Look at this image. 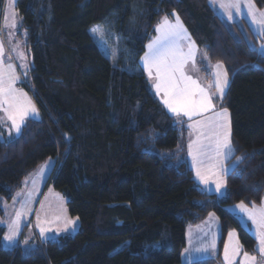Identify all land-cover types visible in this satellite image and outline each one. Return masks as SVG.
<instances>
[{
  "label": "trees",
  "instance_id": "16d2710c",
  "mask_svg": "<svg viewBox=\"0 0 264 264\" xmlns=\"http://www.w3.org/2000/svg\"><path fill=\"white\" fill-rule=\"evenodd\" d=\"M254 2L264 7V0ZM16 6L41 117L27 120L19 136L0 138V216L1 199L52 158L47 185L67 198L80 227L31 247H8L0 224V264H183L187 227L210 213L221 218L223 235L235 228L244 248L256 252V238L227 209L264 196V55L248 23L225 21L210 0H17ZM172 13L201 56L223 62L231 78L223 104L232 114L238 163L222 197L197 182L189 128L165 109L140 63ZM95 26L103 36L91 31Z\"/></svg>",
  "mask_w": 264,
  "mask_h": 264
},
{
  "label": "snow or ice",
  "instance_id": "6c2138e0",
  "mask_svg": "<svg viewBox=\"0 0 264 264\" xmlns=\"http://www.w3.org/2000/svg\"><path fill=\"white\" fill-rule=\"evenodd\" d=\"M13 6L14 0H8L9 11L13 9ZM219 7L227 11V16L230 20L234 19L237 14L243 15L246 7L248 15L253 21V26L257 29V34L264 35V12H260L257 16L254 13L255 6L252 0H246V3L245 0H226V2H221ZM15 15L12 12L13 27L16 26ZM7 19L8 16L6 14L5 20ZM91 31L94 34L104 35L100 26L93 27ZM158 31L160 34L147 45L148 51L141 58L143 68L147 72L149 80L152 81L157 94H162V104L168 112L178 118L179 122H182L184 117L191 121L187 127L195 131L196 138L190 140L188 153L192 157L194 166H196V177L208 187L209 191H212V187L209 185V175L216 176L214 189L215 192L222 195V189L226 183L222 174L229 171L228 168L224 167V160L227 159L234 149L229 138L230 122L228 111L227 109L214 111L213 97L222 99L225 89L229 85L228 73L223 69L221 63H217V71L213 74L217 91L216 93H210L208 88L201 86L197 80L185 73V66L188 62H194L196 47L180 22L179 17L177 16L176 23H171L165 17L159 25ZM183 40L189 41L187 51L181 44ZM260 48L264 49V44H261ZM4 55L3 42L0 41V111H4L7 114V119L11 121V129H14L19 134L25 119L29 116H38V110L27 97V93L18 91L14 87L19 77L15 73L13 64H8L5 68ZM19 55L21 59L24 58L22 53ZM24 67L27 68V64ZM210 111L213 112V115L204 119H193L194 117L204 116L205 113ZM209 160L216 161V163L208 164L202 170L201 166L205 165ZM217 164L219 165V171L216 170ZM51 165L52 161L49 160L43 168ZM235 207L245 215L247 220L251 221L254 238L258 241L257 251L261 256H264V207H256L254 202L251 208L245 205L244 202ZM23 214L22 205L21 210L15 213V220L8 226L9 232L4 237L7 242H14ZM37 220H39V216ZM69 223L74 225L75 221ZM47 231L46 228L40 227L42 236ZM234 235L235 233H229V244L225 245V264H232V257L238 254L240 248L238 240L235 243L232 242ZM209 247L215 248V236ZM202 250L207 251V249ZM244 264H257V257L245 252Z\"/></svg>",
  "mask_w": 264,
  "mask_h": 264
},
{
  "label": "rangeland",
  "instance_id": "374dc122",
  "mask_svg": "<svg viewBox=\"0 0 264 264\" xmlns=\"http://www.w3.org/2000/svg\"><path fill=\"white\" fill-rule=\"evenodd\" d=\"M16 5L17 0H14L13 9L9 11L8 0H1L0 41L3 42L5 50V68L8 64H13L15 66V73L19 77V80L16 82L14 87L18 91L27 93V97L38 110V116H29L25 119V122L22 125L23 129L27 120L39 119L41 117V112L36 104L34 95L30 90V86L32 87L33 85L31 81V64L27 48L28 33ZM245 10L247 12L246 7ZM256 10L259 13L264 12V7L257 6ZM12 12L16 14L15 27L12 26ZM6 14L8 16L7 20H5ZM258 14L256 15L258 16ZM249 19L250 22L253 23L250 17ZM236 21L241 22L242 20L238 18ZM233 22L234 21H231L230 23ZM254 29L257 32V29ZM99 35L100 34L98 33L97 36L99 37ZM102 42L105 44L104 41ZM260 44H264V35ZM20 53L23 54V59H21L19 55ZM25 64H27V68L24 67ZM0 118H2L0 119L1 139H12L20 135L22 130L19 134H17L14 129H11V121L7 119V114L4 111H0ZM2 129L5 130L4 133L2 132ZM48 162V160L45 161L32 173H30L25 178L24 185L16 189L10 199H1L4 214L0 216V224L6 227L5 236L9 232V224L15 220V213L21 210L22 205L24 213L21 217L19 231L14 242L10 243L4 239L5 246L13 247L16 244L21 243L24 247H31L40 241L55 240L64 235H74L77 232L79 228L78 224H80V222H78L79 218L73 219L72 215H70L67 198L62 193L57 191L52 185H47L48 178L55 164V162L52 161L51 166L43 168V166ZM32 180L34 182H32ZM29 194L31 195L29 196ZM38 216L39 220H37ZM71 221H75V224L73 225L69 223ZM40 227H44L48 230L43 236L40 234ZM25 241H27V243H25Z\"/></svg>",
  "mask_w": 264,
  "mask_h": 264
},
{
  "label": "crops",
  "instance_id": "0c3cea01",
  "mask_svg": "<svg viewBox=\"0 0 264 264\" xmlns=\"http://www.w3.org/2000/svg\"><path fill=\"white\" fill-rule=\"evenodd\" d=\"M221 2H226V0H215V2H213V0H210V3L212 5L213 9L225 21L236 22V20H238V18H239L242 21L245 20L248 23L250 29L254 32V34L257 38L259 52L264 55V49L260 48V45H261L260 41L262 40L263 35L257 34V32L254 29L255 27L252 25L253 23L250 22L249 15L246 12V10H244L243 15L237 14L234 16V19L230 20V19H228L227 11L225 9H222L219 7ZM245 3H246V0H245ZM252 3L255 6L254 13L258 14L259 12L256 10L257 6L255 5L254 0H252ZM177 16L179 17V20L182 23L184 29H186L188 36L191 38V41H193L195 43V47H196L194 62L193 61L188 62V64L185 66V73L187 75L191 76L193 79L197 80L201 84V86L208 88L210 93H216L217 90H216L215 85H214L215 77L213 74H214V72L217 71V68H216L217 63H221V62H209L206 59H204V56H201L203 54L202 51L199 49L198 45L196 44L195 40L193 39V37H192L190 31L188 30L187 26L185 25V23L183 22V20L180 18V16L177 13H172L171 15L165 16V17H167V19L171 23H176ZM165 17H163L162 20L160 21V23L158 24L157 29H156V35L152 38V40H154L160 34L158 31V28H159V25L162 23V21L164 20ZM181 44L184 47L185 51H187L189 41L183 40V41H181ZM146 51H148L147 47H146ZM200 57L202 59H204L202 64L199 60ZM140 63H141V66L143 68L142 59H140ZM221 64L223 65V69H225L227 71L225 64L223 62ZM143 70H144V68H143ZM145 73L148 77V74L146 71H145ZM227 73H228V71H227ZM228 78H229V85H230L231 78L229 76V73H228ZM150 82L152 85L151 80H150ZM229 85L225 89V94L223 95L222 99H217L214 96L213 97V103L215 105L214 111H221L223 109H227V111H228V114H229L228 118H229V122H230V137L229 138L231 140L232 148L234 149V146L232 143V114H231L230 109L223 104V100H224V97L226 95V92L228 91ZM152 87H153V85H152ZM153 89H154L157 97L159 98V100L162 103V100H161L162 94H157L154 87H153ZM211 115H213L212 111L205 113L204 116L194 117L193 119L194 120L195 119H204L205 117H208ZM182 121L186 122L187 125H188V123H191V121H189L186 117L182 118ZM4 131L5 130L2 129L3 133H4ZM190 132H191V135H190ZM188 133H189V136H188V144H189L190 140H194L196 138V133H195V131H192L190 129H189ZM187 150H188V145H187ZM234 154H235V150L227 157V159L224 160V167L228 168L229 171H231L235 167V165L238 163V159L234 158ZM188 159H189V161L193 167V170L195 172V178H196L197 182L202 187H204L206 190H208V187H206L204 184H202L199 181V179L196 177V166H194L193 161H192V157L189 155V153H188ZM49 160L54 161L52 158H50ZM212 163H216V161H212V160L207 161L205 163V165L201 166L202 170L204 167H207L208 164H212ZM216 170L219 171V165L218 164H217ZM229 171L222 174L223 180L225 182H226V176L229 173ZM216 179H217L216 176L209 175V185L212 187V191H209V190L208 191L216 194L218 197H222L225 195V192H226V183H225L224 188L222 189L223 194L221 195L220 193L215 192V189H214ZM32 182H34V181L32 180ZM32 182H31V184H32ZM241 202L231 204L227 207V209L231 214H233L240 221V223L244 227H246L248 230H250V232L253 234L251 221L247 220L245 215L237 207H235V206L239 205ZM244 204L247 205L249 208H251L253 206V203L248 204V203L244 202ZM255 205H256V207H264V196H263L262 201L260 203H255ZM210 214H212V215H210ZM210 214H208L199 223L189 225L187 227V232H186L187 233V245H186L185 249L183 250L182 256H181V261L183 264H191L195 261H200V260H204V259H216L218 261L215 264H225L224 249H225V245L229 244V233H235V235L232 238V242L235 243L236 240H238L239 245H240V248L238 250V254L232 257V264H244V253L245 252L249 253L250 255L256 256L257 257V264H264V256H261V254L257 251V244H258L257 239H256V252L247 251L244 248V245L240 239L238 231L235 228L231 227V228H229V230L226 231L225 235H223V224H222L221 218L216 213H210ZM72 217H73V219L79 218V217L73 216V215H72ZM78 222H80V219H78ZM78 225L80 227V224H78ZM214 236H215V248H211V247H209V245L211 244ZM253 236H254V234H253ZM223 237H224V239H223V242L221 243V239ZM202 249H207V251H203Z\"/></svg>",
  "mask_w": 264,
  "mask_h": 264
},
{
  "label": "water",
  "instance_id": "95a60500",
  "mask_svg": "<svg viewBox=\"0 0 264 264\" xmlns=\"http://www.w3.org/2000/svg\"><path fill=\"white\" fill-rule=\"evenodd\" d=\"M30 61H31V64L33 65V59H32V57H30Z\"/></svg>",
  "mask_w": 264,
  "mask_h": 264
}]
</instances>
